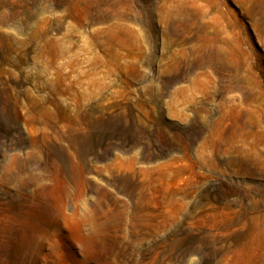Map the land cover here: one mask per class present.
Masks as SVG:
<instances>
[{"label":"rangeland","instance_id":"1","mask_svg":"<svg viewBox=\"0 0 264 264\" xmlns=\"http://www.w3.org/2000/svg\"><path fill=\"white\" fill-rule=\"evenodd\" d=\"M0 264H264V0H0Z\"/></svg>","mask_w":264,"mask_h":264},{"label":"bare ground","instance_id":"2","mask_svg":"<svg viewBox=\"0 0 264 264\" xmlns=\"http://www.w3.org/2000/svg\"><path fill=\"white\" fill-rule=\"evenodd\" d=\"M84 215V214H83ZM84 218V217H83ZM87 218V217H86ZM86 218H84V219H86ZM86 221V220H85ZM88 221V220H87ZM80 223V222H79ZM91 223V222H90ZM85 224V223H84ZM96 225V224H95ZM98 232V231H97ZM88 235V234H87ZM93 242V241H92ZM94 243V242H93Z\"/></svg>","mask_w":264,"mask_h":264}]
</instances>
